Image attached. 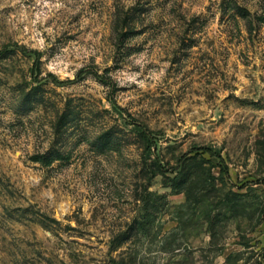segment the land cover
I'll return each mask as SVG.
<instances>
[{
    "label": "rangeland",
    "instance_id": "rangeland-1",
    "mask_svg": "<svg viewBox=\"0 0 264 264\" xmlns=\"http://www.w3.org/2000/svg\"><path fill=\"white\" fill-rule=\"evenodd\" d=\"M0 264H264V0H0Z\"/></svg>",
    "mask_w": 264,
    "mask_h": 264
},
{
    "label": "trees",
    "instance_id": "trees-1",
    "mask_svg": "<svg viewBox=\"0 0 264 264\" xmlns=\"http://www.w3.org/2000/svg\"><path fill=\"white\" fill-rule=\"evenodd\" d=\"M139 126L142 128V131H143L144 135L148 139H151L152 138V134L149 132V130L147 128L143 127L141 124H139ZM206 150L210 151L214 155H218V157L220 158L221 163H222L223 171L228 174L229 173V168H228V164L225 161V158L221 154H216L215 152H213L212 150H210L208 148H206Z\"/></svg>",
    "mask_w": 264,
    "mask_h": 264
}]
</instances>
